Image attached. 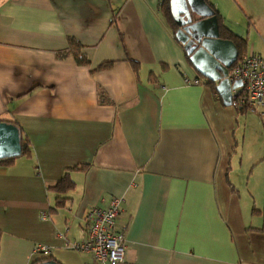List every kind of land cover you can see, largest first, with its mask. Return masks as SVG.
<instances>
[{"label": "crops", "instance_id": "obj_1", "mask_svg": "<svg viewBox=\"0 0 264 264\" xmlns=\"http://www.w3.org/2000/svg\"><path fill=\"white\" fill-rule=\"evenodd\" d=\"M207 1L243 54L264 58V0ZM164 12V0H0V123L15 121L30 148L0 167V264H32L36 244L58 264H95L67 246L113 197L121 264H264V194L253 191L264 117L224 106L200 76L184 82L197 74ZM69 39L88 65L57 57ZM103 62L113 65L91 72ZM246 139L258 160L238 182L230 163ZM81 164L56 208L46 187Z\"/></svg>", "mask_w": 264, "mask_h": 264}, {"label": "water", "instance_id": "obj_2", "mask_svg": "<svg viewBox=\"0 0 264 264\" xmlns=\"http://www.w3.org/2000/svg\"><path fill=\"white\" fill-rule=\"evenodd\" d=\"M173 21L178 26L175 39L182 46L192 69L203 84L213 83L224 106H230V85L226 80L237 59L234 43L222 39L215 11L204 0H170ZM185 17L184 21H179ZM21 154L16 127L0 123V159ZM37 264H58L54 260Z\"/></svg>", "mask_w": 264, "mask_h": 264}, {"label": "built area", "instance_id": "obj_3", "mask_svg": "<svg viewBox=\"0 0 264 264\" xmlns=\"http://www.w3.org/2000/svg\"><path fill=\"white\" fill-rule=\"evenodd\" d=\"M230 85V107L264 117V58L256 53H245L231 66L226 76ZM186 84L200 85L201 79L186 78ZM121 198L113 197L106 207H93L87 216L86 238L67 246L91 253L95 264H121L125 258L126 237L124 231L115 229ZM61 236V235H60ZM35 256L49 257L51 249L36 244Z\"/></svg>", "mask_w": 264, "mask_h": 264}, {"label": "trees", "instance_id": "obj_4", "mask_svg": "<svg viewBox=\"0 0 264 264\" xmlns=\"http://www.w3.org/2000/svg\"><path fill=\"white\" fill-rule=\"evenodd\" d=\"M204 1L212 8L211 4H209L207 0H204ZM167 4H168V0H164V8H165L164 17L166 19V22L170 26L172 33H174V31L176 30V27H175V25L171 19V16L169 14V9L167 7ZM215 13H216V11H215ZM216 16H217V19L219 22L220 37L222 39L230 40L234 43V45L237 49V52H238V59H239L240 58L239 56L241 54H243L246 50L245 49V41L242 40L241 38H239L238 35L231 32V30H228L226 27H224L223 24L221 23V18L217 13H216ZM68 41H69L68 49L65 52L58 54L57 57L60 58V57H64L67 55H71L72 57H74V59L76 60V62L78 64L84 65V66L88 65L89 62H88L86 55L82 51L83 50L82 46H80L77 42L73 41L72 39H69ZM129 63H130V66H131L134 74L137 75L138 70H139V64L137 62H134V61H129ZM112 65H113V62H103V63L99 64L91 72L99 71V70H106V69H109ZM204 85H208L210 87L211 91L216 93L215 86L213 83H207ZM98 99H99V102H101V103H110L111 102L109 100L108 96L105 94V92H103L101 90L98 91ZM234 110H236V109H234ZM236 111L238 113H245L246 112L244 109H237ZM10 123L13 124L15 127H18V130L20 132V136H21V139H20L21 154H20V156H29L30 155L29 144H28L26 139L22 138V133H21L20 127L18 126V124L15 121H12V122L10 121ZM15 159H16L15 157L0 159V167L12 165ZM86 168H87V165H85V164L77 165V166H74L72 168H66L64 170L61 178L58 181H56L54 184L46 187L47 191L58 194L57 198H55V207L56 208L64 206L65 201L68 200V198L65 197V194H68L74 188V183L71 180V178L69 177V171L70 170H85ZM55 207L52 209L53 211L56 210ZM50 260H53V259L51 257H42V258L35 260L32 264H37L40 262H45V261H50Z\"/></svg>", "mask_w": 264, "mask_h": 264}, {"label": "rangeland", "instance_id": "obj_5", "mask_svg": "<svg viewBox=\"0 0 264 264\" xmlns=\"http://www.w3.org/2000/svg\"><path fill=\"white\" fill-rule=\"evenodd\" d=\"M255 135L256 134H254V136ZM256 147L258 148V146L254 144L251 148L249 146L248 139H246L244 143H240L238 147H236V155H233L232 162L230 163V165L232 166L230 173L238 182L243 179V174L241 173L243 169L252 167L257 162L258 157L256 154ZM239 158H241L242 162L239 160ZM262 170H264V167L262 168ZM253 191H256L259 195L264 194V184H261L260 186H253ZM245 196L246 194L244 192V197Z\"/></svg>", "mask_w": 264, "mask_h": 264}, {"label": "flooded vegetation", "instance_id": "obj_6", "mask_svg": "<svg viewBox=\"0 0 264 264\" xmlns=\"http://www.w3.org/2000/svg\"><path fill=\"white\" fill-rule=\"evenodd\" d=\"M185 20V17H182L179 21H184ZM177 28H178V26H177Z\"/></svg>", "mask_w": 264, "mask_h": 264}]
</instances>
